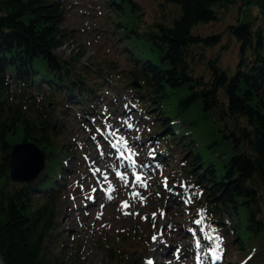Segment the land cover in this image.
Masks as SVG:
<instances>
[{"label": "trees", "instance_id": "16d2710c", "mask_svg": "<svg viewBox=\"0 0 264 264\" xmlns=\"http://www.w3.org/2000/svg\"><path fill=\"white\" fill-rule=\"evenodd\" d=\"M99 1L123 43L128 66L121 71L129 81L113 85L108 98L101 91L103 80H89L91 68L56 53L62 45L63 0H0V254L5 264L66 263L46 245L60 213L62 182L71 174L66 160L77 155L72 139L64 140L54 127L56 118L72 105L95 114L105 100L119 108L126 93L130 108L137 103V113L146 117L147 145L163 150L170 183L184 186L178 198L191 192L183 204L185 226L191 227L201 208L222 233L221 264L232 262L233 251L240 257L232 264H264V0H161L178 10L152 23L138 0ZM233 7L239 14L226 31L239 43L237 63L223 66L217 55L199 71L197 54L219 45L223 32L203 35L194 29L219 21L220 13ZM134 80L142 87H134ZM22 140L46 152L45 172L37 181L10 179L9 152ZM109 249L110 264H135L120 248Z\"/></svg>", "mask_w": 264, "mask_h": 264}, {"label": "rangeland", "instance_id": "374dc122", "mask_svg": "<svg viewBox=\"0 0 264 264\" xmlns=\"http://www.w3.org/2000/svg\"><path fill=\"white\" fill-rule=\"evenodd\" d=\"M138 1L147 12L148 23L164 17L169 19L178 10L174 4L161 0ZM63 2L66 10L60 21L63 28L62 45L56 49V53L78 66L91 68L93 71L89 80H103L101 91L108 98L115 93L113 85L124 86L129 81L121 71L128 67L123 43L113 31V23L101 1ZM238 14V9L233 7L221 12L219 21L200 24L194 29L203 35L223 32L219 45L206 48L203 56L197 54L195 61L199 71L206 69L209 58L217 55L220 56L221 65L235 66L239 58V43L234 37L230 38L226 27L236 22ZM226 43L229 44L224 47ZM78 51L81 55L77 57ZM98 69L106 74H99ZM129 99L130 93H126L119 108L105 100L96 114L72 105L67 107L66 116L59 114L56 118L55 127L64 140L72 139L77 155L66 160L71 174L62 182L59 192L61 209L50 231L51 236L46 240L48 250L63 258L65 264H110L107 257L110 246L123 250L129 263L135 264H147L148 260L154 261V264H221L222 260L214 261L211 255V250L219 241L205 238L217 235L222 238L221 231L203 216L201 208H198L189 227L196 230V235L188 231L183 204L190 201L191 192L184 199L178 198L184 186L170 183L167 176L169 166L162 157L163 150L160 146L153 149L147 145L146 117L137 113V103L133 102L134 108H130ZM116 129H119L118 135L127 140L128 146L138 153L135 170L129 167L128 160L118 159L117 149L111 147L117 136H112L110 132ZM46 162L45 157V166ZM44 170L35 181L44 175ZM118 171L128 176V187L116 175ZM134 171L143 174L148 185L146 189L139 185L132 187ZM165 177L167 189L162 184ZM96 187H99L98 193L92 191ZM74 190H80L84 196H79L80 193ZM136 192L139 196L134 199L133 193ZM108 193L114 198L109 200ZM140 197L146 198L145 202L142 203ZM124 201L130 207L122 209ZM161 210L166 213L163 217L159 215ZM125 212L132 214L125 215ZM153 213H157L155 220ZM142 217H147V220ZM196 219H203V224H194ZM176 223L177 229L173 226ZM169 225H172L170 229ZM161 232L163 236L154 243L153 235ZM196 239L202 242L199 248L195 246ZM221 247L224 257L223 238ZM174 253L178 254L179 259ZM228 257L234 262L240 254L233 251Z\"/></svg>", "mask_w": 264, "mask_h": 264}, {"label": "snow or ice", "instance_id": "6c2138e0", "mask_svg": "<svg viewBox=\"0 0 264 264\" xmlns=\"http://www.w3.org/2000/svg\"><path fill=\"white\" fill-rule=\"evenodd\" d=\"M128 127H132V125H128ZM119 133V129H116L114 131H111L110 134L112 136H117V139L114 143L111 144V147L114 148V149H117L118 151V159H121V160H128L129 161V167H131L133 170H135L136 168V164H137V161L135 159V157L138 155V153H136L133 149H131L129 146H128V142L127 140L123 137V136H119L118 135ZM138 139V137H137ZM127 153V155H126ZM103 154V153H101ZM151 155V153H150ZM141 167H145V165H141ZM97 171H100V169H97ZM116 175L124 182V185L125 187H128L129 185V178L128 176L125 174V173H122V172H116ZM133 176H134V183L132 184V187L135 188L137 185H139L140 187L142 188H147V181L143 178V174L142 173H138V172H133ZM105 180H107V176L104 177ZM162 184L163 186L165 187V189L168 188V183H167V177L164 178V180L162 181ZM112 191H115V189H113ZM159 195V193L157 194ZM137 196H139V193L136 192V193H133V198L135 199ZM107 198L109 200L113 199L114 197L111 195V193H108L107 195ZM140 200L141 202H145L146 198L144 197H140ZM189 202V201H186V203ZM101 207H103V205H101ZM130 207L129 203L127 201H124L121 205V208L122 209H125V208H128ZM125 215H130L132 213H128V212H125L124 213ZM102 215V213H101ZM136 215H139V213H136ZM159 215L161 217H163L164 215H166L165 212H163L162 210L159 212ZM157 216V213H153V219L155 220ZM99 218V217H98ZM142 219H145L147 220V217H142ZM203 219H196L193 221L194 224L196 225H202L203 224ZM153 227L155 228V224H153ZM169 228H171L172 226L169 225L168 226ZM189 232H191L194 236L196 235V230L193 229V228H189L188 229ZM202 231V229H201ZM213 231H215V229H213ZM163 236V232L159 233V235H153L152 237V240L153 242H157L159 237ZM207 240H216V241H219V243L216 244L215 248H213L211 250V255H212V258L214 261H219V260H222L223 259V250H222V247H221V244H222V238L219 237L218 235L213 237V236H206L205 237ZM195 246L197 248L201 247L202 246V242L200 239H196L195 241ZM179 252V249H177V253ZM177 253H174V254H177ZM251 257H249L250 259ZM177 259H179V256L177 254ZM147 264H154V261L152 260H148L147 261ZM244 264H247V261L244 262Z\"/></svg>", "mask_w": 264, "mask_h": 264}, {"label": "water", "instance_id": "95a60500", "mask_svg": "<svg viewBox=\"0 0 264 264\" xmlns=\"http://www.w3.org/2000/svg\"><path fill=\"white\" fill-rule=\"evenodd\" d=\"M132 85L142 87L137 80H134ZM45 157V150L34 141L22 140L14 143L9 152L10 179L14 182L35 181L45 169ZM0 264H5L1 254Z\"/></svg>", "mask_w": 264, "mask_h": 264}, {"label": "bare ground", "instance_id": "6f19581e", "mask_svg": "<svg viewBox=\"0 0 264 264\" xmlns=\"http://www.w3.org/2000/svg\"><path fill=\"white\" fill-rule=\"evenodd\" d=\"M75 191L78 192V193H80V194H78L79 196H81V195L84 196V194H83L82 192H80V190H74V192H75ZM92 191L98 193V191H99V187L94 188ZM171 226H172V225H171ZM173 226H175L174 228L177 229V223L174 224ZM168 229H170V228L168 227Z\"/></svg>", "mask_w": 264, "mask_h": 264}]
</instances>
